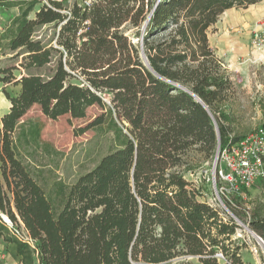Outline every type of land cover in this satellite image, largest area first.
<instances>
[{"label":"trees","instance_id":"obj_1","mask_svg":"<svg viewBox=\"0 0 264 264\" xmlns=\"http://www.w3.org/2000/svg\"><path fill=\"white\" fill-rule=\"evenodd\" d=\"M0 1L18 9L0 32V53L23 55L24 69L49 64L53 51L59 55L47 78H17L13 67L0 66V85L19 86L15 94L2 89L10 107L0 118V241L15 245L21 264H162L181 254L218 264L211 255L216 246L225 249L236 224L201 201L186 176L245 135L233 133L235 85L208 33L225 11L263 0H95L89 8L73 3L69 14L36 9L37 0ZM145 22L149 65L121 31ZM48 24L59 26L57 47L33 38ZM34 105L49 119L84 118L98 107L91 125L108 119L116 148L72 184L54 180L46 189L15 146ZM39 132L29 131L33 138ZM241 202L233 194L225 203L240 220ZM250 227L264 240V217L253 213ZM231 256L242 264L236 251Z\"/></svg>","mask_w":264,"mask_h":264},{"label":"rangeland","instance_id":"obj_2","mask_svg":"<svg viewBox=\"0 0 264 264\" xmlns=\"http://www.w3.org/2000/svg\"><path fill=\"white\" fill-rule=\"evenodd\" d=\"M80 1L67 0L62 4L64 9H69L73 3ZM4 2L0 1L2 28L13 14H18L17 8L2 6ZM38 7L40 4L36 9ZM33 17L34 12H31L29 18ZM58 29L59 26L54 24L39 26L35 29L33 38L41 40L45 47H57ZM144 30V26L136 29L129 23L121 27V31L139 48L140 57ZM136 31H139L138 36L135 35ZM208 37L210 45L224 62L235 85L233 110L237 119L232 124L233 133L246 135L264 123V0L247 8L225 11L209 30ZM5 53H1L3 59L0 60V66L13 67V73L17 77L38 74L47 78L52 74L59 59L58 53L53 51L49 64L39 68L24 69L21 67L23 55L17 56L13 52H7L10 55L7 56ZM74 74L80 75L78 71ZM107 97L105 96V99ZM100 113L102 111L98 107L91 106L86 110L84 118L75 119L66 114L57 119H49L42 114L37 105H34L23 117L24 133H16L14 136L16 151L30 172L46 189L54 180H61L65 185L72 184L81 174L93 168L104 154L116 148L117 141L108 119H104L101 124L91 125ZM35 127H40L37 138H33L29 133ZM214 156L211 162L204 163L203 167L186 177L199 189V193L202 192L206 201L214 203L217 209L230 215L221 206L220 199L234 215L225 204L233 194H222L214 189L213 181L217 188L220 184L217 174L215 175ZM200 196L201 194H199L201 200ZM239 208L245 209V215L240 220L244 225L240 227L242 238L225 240V249L222 250L230 258L232 252L236 251L240 255V262L249 264L251 261L248 262L247 259L251 257L250 246H259V243L258 239L250 235L246 227L253 231L250 227L253 213L264 217L262 181L252 184L248 189V195L244 193ZM0 253H4L2 248ZM193 264L198 263L193 262Z\"/></svg>","mask_w":264,"mask_h":264},{"label":"built area","instance_id":"obj_3","mask_svg":"<svg viewBox=\"0 0 264 264\" xmlns=\"http://www.w3.org/2000/svg\"><path fill=\"white\" fill-rule=\"evenodd\" d=\"M39 4L47 9L58 10L62 13L69 14L68 9H57L55 3H63L67 0H37ZM95 0H81L78 4L82 8H89ZM86 23V21H85ZM214 170L217 174L220 184L217 188L213 181L214 189L222 194L232 193L243 196V190H248L256 181L264 183V123L258 126L253 131L247 133L239 141L230 144L222 149L218 148L214 156ZM201 200L210 206L217 208L214 203H209L205 200L202 192L200 193ZM219 199V198H218ZM219 202L223 208L230 214L236 224L235 232L230 236L232 240H239L242 238L240 227H244L243 223L238 217H235L223 205L222 201ZM221 215V214H220ZM223 217V215H221ZM225 220L226 218L223 217ZM12 229L13 233L22 242L34 246L32 238L23 230H18L12 227L9 221H5ZM246 229H248L246 227ZM259 246H250V252L253 261L249 264H264V240L257 236ZM213 258L216 259L218 264H237L234 263L232 258L225 254L219 246L215 247ZM237 256L240 255L237 253ZM199 263V256L181 254L168 262L162 264H193ZM0 264H5L3 255L0 253Z\"/></svg>","mask_w":264,"mask_h":264},{"label":"crops","instance_id":"obj_4","mask_svg":"<svg viewBox=\"0 0 264 264\" xmlns=\"http://www.w3.org/2000/svg\"><path fill=\"white\" fill-rule=\"evenodd\" d=\"M17 15V13L13 14L8 22L5 24V26L2 28L0 27V32H2L6 27H8L11 18L15 17ZM2 18V17H1ZM5 55H8L7 53H5ZM3 59L2 54L0 53V60ZM17 78H20L17 77ZM5 88L6 90H8L11 94H15L16 92H18L19 90V86H12L11 84H5V85H0V118L1 116L9 109L10 107V102L9 100L5 97L2 89ZM1 125V124H0ZM248 191V190H247ZM0 248L3 249L4 253L3 255V260L5 262V264H21L19 257L16 255V251H15V245L10 244V245H4L1 241H0ZM244 260V259H242ZM248 262L249 261H253L252 256L250 257V259H247Z\"/></svg>","mask_w":264,"mask_h":264},{"label":"water","instance_id":"obj_5","mask_svg":"<svg viewBox=\"0 0 264 264\" xmlns=\"http://www.w3.org/2000/svg\"><path fill=\"white\" fill-rule=\"evenodd\" d=\"M144 28H145V26H146V22L144 23ZM141 57H142V59H143V61H144V64H146V65H149L148 64V61H147V58H146V56H145V53H144V51H143V49L141 48ZM197 99V101H199L200 102V100L198 99V98H196ZM218 135V134H217ZM218 143H219V137H218ZM2 219L4 220V221H8L6 218H4V217H2Z\"/></svg>","mask_w":264,"mask_h":264},{"label":"bare ground","instance_id":"obj_6","mask_svg":"<svg viewBox=\"0 0 264 264\" xmlns=\"http://www.w3.org/2000/svg\"><path fill=\"white\" fill-rule=\"evenodd\" d=\"M247 230H248V232L250 233L251 236H253L254 238L257 239V235L253 231H251L250 229H247Z\"/></svg>","mask_w":264,"mask_h":264}]
</instances>
